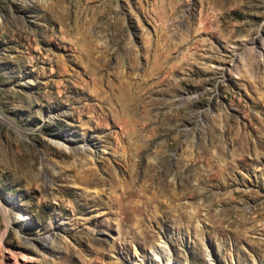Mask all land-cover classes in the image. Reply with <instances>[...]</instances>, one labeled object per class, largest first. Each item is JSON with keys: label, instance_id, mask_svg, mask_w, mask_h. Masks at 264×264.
Wrapping results in <instances>:
<instances>
[{"label": "rangeland", "instance_id": "374dc122", "mask_svg": "<svg viewBox=\"0 0 264 264\" xmlns=\"http://www.w3.org/2000/svg\"><path fill=\"white\" fill-rule=\"evenodd\" d=\"M0 200V264H264V0H0Z\"/></svg>", "mask_w": 264, "mask_h": 264}, {"label": "bare ground", "instance_id": "6f19581e", "mask_svg": "<svg viewBox=\"0 0 264 264\" xmlns=\"http://www.w3.org/2000/svg\"><path fill=\"white\" fill-rule=\"evenodd\" d=\"M259 40H260L259 37H253L251 39L250 43L255 44V43H258ZM243 47L244 46H242V45L240 46L241 49ZM245 47H246V45H245ZM234 67H235V69H234ZM234 67H233L234 71H236V73H239L238 72V70H239L238 69L239 68L238 63L235 62ZM238 129L240 130V128H238ZM245 132H247V131H245ZM78 136L80 137L79 139L77 138ZM96 138L97 137L94 134H78L77 132H75V133L73 132L72 134L71 133L69 134V139H67V140H69V142H58V144L61 148H69V150H71V152H73L76 155L77 161L74 164H72V166H71L72 170H76L78 172V176L76 178L82 177L81 172H84L86 177H88V178H85V179H87L86 180L87 184H89L91 186H102L104 184V179H105L104 173L108 172V173H110L112 182H114V184H116L117 182H120V179H121V178L118 179L120 177L119 175H118L119 177L117 178V173H118L117 172V166L107 160L108 155L106 156L107 150H106L105 146H102L101 144H97V145L92 144L91 145V143H98V141H96ZM246 139H247V137H246ZM90 161H92L93 164H96L97 166H99V171H101V173H98V169L94 165L89 164V163H91ZM79 167H82V170H79ZM132 171H131V174H132ZM82 179H83V177H82ZM98 199H99L98 196H95L92 198V200H94L96 202ZM0 205H1V200H0ZM3 212L5 215L7 224L9 225V223L11 222L12 216L9 214L10 212H8V210L5 207L3 208ZM16 214H18V212ZM61 227H62V221H60L58 219V217H53V219L50 222V229L47 231V235L49 237V242L51 243V245H47V249H45L46 253H48V250H54L52 245H55L56 242L59 240L57 236L60 234ZM157 247H160V246L157 245ZM162 251L163 250H159L160 253H158L157 255L160 257L159 258L157 257L156 260H158L160 263L164 262L165 264H170L169 257L164 256V252H162ZM6 264H10V263L6 262Z\"/></svg>", "mask_w": 264, "mask_h": 264}]
</instances>
